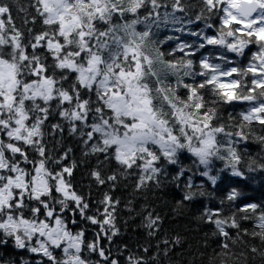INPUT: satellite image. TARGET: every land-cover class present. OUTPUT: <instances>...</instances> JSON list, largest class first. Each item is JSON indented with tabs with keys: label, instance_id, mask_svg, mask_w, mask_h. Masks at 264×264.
<instances>
[{
	"label": "snow or ice",
	"instance_id": "snow-or-ice-1",
	"mask_svg": "<svg viewBox=\"0 0 264 264\" xmlns=\"http://www.w3.org/2000/svg\"><path fill=\"white\" fill-rule=\"evenodd\" d=\"M203 3L205 9H192L191 14L200 20L211 19L207 12H217L216 18L190 37H168L165 48L170 55L160 60L145 51V43L151 29L176 22L173 13L185 11L183 0H150L148 6L144 0H35V15L25 17L23 30L15 26L11 8L0 2V241L7 237L31 254L28 264H122L101 244L102 238L113 241L120 233L121 197L113 190L132 178L128 195L133 198L125 197L122 209L130 217L141 215V226L153 237L161 217L152 211L144 215L146 204L134 207L136 193L150 181L159 187L170 177L178 186L183 184L176 209L197 196L213 197L215 192H207L205 185L219 187L213 173L223 172L217 162L230 170L224 177L228 190L218 204L204 206L195 217L209 229L204 248L211 247L210 240L215 245L206 264H248L249 257L264 249V199L244 196L256 176L264 178V0ZM186 39L198 40L201 52L227 47L243 53L239 64L228 65L218 82L216 75L206 81L217 82L223 103L237 110L227 114L230 121L234 116L238 120L228 125L232 131L224 132L222 124L214 127L218 101L209 100L206 109L193 85L183 86L193 105L173 102L170 88L156 91L169 100L173 120L195 136L183 127L177 136L154 107L145 70L154 76L168 74L178 68L174 56H199ZM200 65L215 71L207 59L201 58ZM242 68L248 74L244 95L237 91L239 80L231 79ZM186 107L192 111L185 112ZM65 129L79 137L86 149L83 156L103 154L116 163L110 173L99 167L90 170L95 184L107 185L101 207L91 204L90 191L73 186L77 162L66 163L72 149L56 151ZM220 133L227 139L218 144ZM185 153L202 166L198 174L184 163L189 159ZM205 177L203 183L196 182ZM89 224L98 229L91 239ZM180 242L179 235L172 240ZM163 243L162 254L167 255L169 242ZM137 247L140 253L124 245L123 264H157L158 245L151 256L150 246ZM0 248L7 244L0 243Z\"/></svg>",
	"mask_w": 264,
	"mask_h": 264
},
{
	"label": "trees",
	"instance_id": "trees-1",
	"mask_svg": "<svg viewBox=\"0 0 264 264\" xmlns=\"http://www.w3.org/2000/svg\"><path fill=\"white\" fill-rule=\"evenodd\" d=\"M35 3V0H19V6L11 7L13 22H17V13L20 8H27L30 16L35 15L34 8L31 7ZM23 15V13H20ZM39 23V18H37ZM32 26V25H29ZM252 50H255L253 48ZM59 139V137H58ZM64 147L72 149L66 163H70L73 159L77 162V167L73 170L72 183L75 188L83 193L91 192V196L88 199L95 207H101L99 201L102 193L107 190V185H97L94 179L90 176V170L95 167H99L104 172L110 173L112 169L116 168L114 160H105L103 154H91L89 156H83L82 152L86 151L84 145L80 142L79 137L73 136L65 129L64 137L61 141V145L57 146L56 151H61ZM187 157L188 154L185 153ZM100 162L99 164L97 162ZM189 160L185 159L184 163H188ZM171 171V169H170ZM132 178H127L118 187L113 190V195L121 197V209L124 198L132 199L133 197L128 195L132 192L131 181ZM206 180L205 178L197 179V183ZM127 185V187H125ZM209 188L212 186L208 184ZM222 191H215L213 197L209 196H197L192 201H185V207L176 209L175 202L182 200L183 196V184L177 185V182H173L169 177L159 187L154 186V182H148V188L143 192H137L134 199V207L139 210L141 204H146L147 209L144 211V215L147 211H152L153 214H159L161 217V227L156 230V235L149 237L147 235V229L141 226V215L135 213L129 216L127 209H118L117 223L120 227V233L118 237H114L113 241H107L101 239V244L106 249H111L114 256H117L123 264V258L127 256L124 245H127L128 249L134 253H140V249L137 244L141 246H150L148 255H153L157 250V245L161 250V255L157 257V264H187L188 257L192 250L199 245L203 244L204 233L208 232V227L198 222L195 217L203 210L204 206H211V204L219 203V199L223 198L226 194L228 187L226 184L221 186ZM244 196L248 198H254L256 201L264 199V184L257 180L252 182L249 187L244 189ZM102 211V208H101ZM127 221V224H125ZM71 226V225H70ZM97 226L87 225V236L91 239ZM179 235L181 237V244L175 245L172 240ZM167 240L169 251L167 255L162 254V250L165 247L164 241ZM119 249V255H117ZM0 256H10L13 259L19 260L22 256L26 255L25 250L15 249L10 244L7 250L0 248Z\"/></svg>",
	"mask_w": 264,
	"mask_h": 264
},
{
	"label": "clouds",
	"instance_id": "clouds-1",
	"mask_svg": "<svg viewBox=\"0 0 264 264\" xmlns=\"http://www.w3.org/2000/svg\"><path fill=\"white\" fill-rule=\"evenodd\" d=\"M7 4L10 8L13 6H19V0H0ZM169 4L172 3V0H167ZM145 6L150 4V0H144ZM35 4V3H34ZM183 4L185 6V11L180 13H173L177 17L175 23L170 22L162 27H157L151 29L150 40L145 43V51L152 55L154 58H158L160 60H166L170 55L168 49L165 48V44L168 43V37H172L173 35L179 37L183 36L185 38L190 37L201 30H204L208 24L212 23V20L216 18L217 12H207L205 16H210L211 19H200L197 20L195 15L191 14V10L195 9L197 12L205 9L207 7L206 4L203 3V0H183ZM21 10L17 13V22L14 23L15 26L21 30L24 29V19L26 16H30L27 8H20ZM169 12H172V9H168ZM219 11V10H218ZM23 13V15H20ZM199 24V28H193L192 25ZM234 31V29H233ZM163 33V35L161 34ZM186 42L189 45H193L192 51L194 53H200L199 56H174L173 59L177 62L178 68L174 72H169L168 74H160L159 76H154L151 72L146 68V75L144 78V82L149 85V87L153 88L152 96H153V105L157 109V111L164 116L169 121V126L176 130V135H181V128L183 127V131H187L189 135L195 136L196 134L191 130L187 129L186 126H181L177 124L175 120H173L171 115V106L169 104V100L164 97L162 92L156 91L157 88L161 89H171L172 91L168 93L169 97L173 98V102L180 104H188L193 105L195 103L194 100L187 99V93L184 91V85H193L197 87V95L201 97L205 103V108L208 109L211 106L208 105L209 100H217L218 103L215 105L216 107V118L214 122V127H219L221 124L224 126V132L232 131L228 127L229 124H236L238 122L235 116L230 121L227 117L228 113H234L237 110L233 108L227 107L225 103H223V97L220 95L221 89L217 87V82L220 79V74L228 71V65L230 64H239V62L243 58V53L237 55L235 53L230 52L227 47H221L219 51H213L211 49L207 51L201 52V49L196 46L199 44L198 40H187ZM157 53H161L162 55L157 56ZM207 59L209 64L213 66L215 71H209L208 69H204L200 65V59ZM191 60L190 64H185V61ZM246 67V65H245ZM213 75H216L218 80L217 82H213L212 84L206 83V81L210 80ZM247 73L241 69V73L235 77H231V79H238L239 86L237 91L239 94H246L247 88ZM204 83V87L201 89L199 85ZM185 112H191V107H186ZM198 118V117H197ZM227 139L223 135V133L217 134V143L220 144L223 140ZM195 143V140L193 141ZM189 157V166L197 169V174L199 173V169L202 167L195 163L194 158L191 157L190 153ZM219 167L222 169L223 174L213 173L217 176V180L219 182V187L217 185L210 184L212 187L209 188L208 185H205V189L207 192H215L221 189V186L225 184L224 177L230 175V170L225 168L222 163H219ZM245 161L241 160V164H244ZM259 177V176H258ZM206 179V177H205ZM257 180V176L255 181ZM254 181V182H255ZM264 178L259 177V182L264 184ZM200 183H203L201 181ZM0 243H6L7 248L10 244L13 248L15 244L8 240L7 237H4ZM211 247L205 249L203 244L196 247L191 251L187 264H206V256L211 253L212 248L215 245L212 241H209ZM181 244V242H180ZM256 246L261 248L259 242H256ZM6 248V250H7ZM205 253L204 256H201V253ZM30 261V256H22L19 260L13 259L10 256L4 257L3 261H0V264H28ZM248 264H264V249L257 252L255 257H249Z\"/></svg>",
	"mask_w": 264,
	"mask_h": 264
}]
</instances>
